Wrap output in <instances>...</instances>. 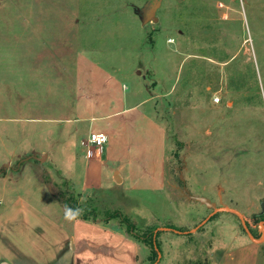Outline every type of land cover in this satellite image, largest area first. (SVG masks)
Returning <instances> with one entry per match:
<instances>
[{"label":"rangeland","instance_id":"rangeland-1","mask_svg":"<svg viewBox=\"0 0 264 264\" xmlns=\"http://www.w3.org/2000/svg\"><path fill=\"white\" fill-rule=\"evenodd\" d=\"M153 4L157 22L143 24ZM81 52L128 91L153 95L146 109L166 131L165 186L138 195L145 201L129 219L139 264H163L166 237L170 250L181 251L177 264H204L227 238L229 227L213 221L235 215L217 212L193 233L156 232L160 258L153 260L149 233L188 231L211 212L185 190L214 200L217 191L251 194V204H232L251 209L252 226L261 221L264 0H0V210L21 195L61 213L62 197L75 194L81 167L68 171L80 133L65 119L73 114ZM90 199L101 211L113 209Z\"/></svg>","mask_w":264,"mask_h":264},{"label":"crops","instance_id":"crops-1","mask_svg":"<svg viewBox=\"0 0 264 264\" xmlns=\"http://www.w3.org/2000/svg\"><path fill=\"white\" fill-rule=\"evenodd\" d=\"M124 85L103 65L92 62L83 52L77 53L73 114L65 121L73 125L75 133H80L79 149L70 153L68 171L81 167L74 191L79 202L98 207L90 198L104 201L113 208L106 210L118 209L130 219L145 201L146 197L138 195L159 193L164 188L167 148L165 128L146 109L153 95L140 96ZM96 132L106 135V144L101 152L94 150L87 157L84 143L89 133ZM62 176L72 180L71 174ZM207 189L204 186L201 190ZM191 195L240 211L253 237L261 238V221L252 226L248 219L251 209L232 204H251V194L235 198L217 191L219 200L200 193ZM220 216L214 224L222 222L229 227V233H224L227 238L211 249L213 258L204 264H264V240L258 243L244 231L241 233L236 215ZM171 240H164L167 259L162 251L163 264H177L174 257L181 251L170 250ZM0 264H139L138 242L116 221L102 223L69 217L64 207L56 213L38 208L26 196L18 195L0 210Z\"/></svg>","mask_w":264,"mask_h":264},{"label":"trees","instance_id":"trees-1","mask_svg":"<svg viewBox=\"0 0 264 264\" xmlns=\"http://www.w3.org/2000/svg\"><path fill=\"white\" fill-rule=\"evenodd\" d=\"M72 193L70 192L67 195V197L65 198L62 197L61 199V202L63 203V206H64V212L66 216L74 217V218H81V219L90 220L93 222L100 221L102 223H108L109 221H116L120 229H122L127 235L138 240L139 236L136 233L135 226L130 222L129 218L125 214H123L120 210L116 209V210L101 211L98 207H96L93 204L80 203L78 199L79 195L76 193L75 194L74 193L72 194ZM98 215H103V217H99ZM259 217L261 221L264 220V210L259 215ZM212 218H214V216H212L210 220ZM150 234L152 235L151 237L153 238L152 245L154 249L152 250V257H153V260L155 261L157 257V251L155 248L159 249V243L158 241L154 242V239H157L158 233L156 234L155 238L152 233H149V235ZM144 238H146V236H144Z\"/></svg>","mask_w":264,"mask_h":264},{"label":"water","instance_id":"water-1","mask_svg":"<svg viewBox=\"0 0 264 264\" xmlns=\"http://www.w3.org/2000/svg\"><path fill=\"white\" fill-rule=\"evenodd\" d=\"M155 9H156V5H152L151 9H150V13L148 16H144L142 18V23L145 24L147 22H157V17L155 16ZM186 192V197L187 199H189L190 201H193V202H198L202 205H204L206 208L210 209L211 212L207 215V217L201 221L198 225H196L194 228L188 230V231H185V232H180L178 230H175V229H170V228H165V227H159L157 228L155 231H154V235L156 234V232H158L159 230H172L176 233H193L194 231H196L200 226H202L204 223H206L214 214H216L217 212H229L231 214H234L236 215L239 220H240V223H241V226H242V229L243 231L246 233V235L248 236V238L252 241H255V242H262L264 240V220H262L260 222V225L262 227V235H261V238L258 240V239H255L247 225V223L245 222L244 218H243V215L240 211L232 208V207H229V206H226L224 205L223 203H220V205L218 206L215 202L211 201L209 198L207 197H204V196H194V195H191L189 194V192L187 190H185ZM156 251H157V259L156 261L159 260L160 258V252L158 251L157 248H155ZM156 263V262H155ZM154 263V264H155Z\"/></svg>","mask_w":264,"mask_h":264},{"label":"built area","instance_id":"built-area-1","mask_svg":"<svg viewBox=\"0 0 264 264\" xmlns=\"http://www.w3.org/2000/svg\"><path fill=\"white\" fill-rule=\"evenodd\" d=\"M220 96L216 95L212 98V103L216 104L219 103ZM107 137L104 133L96 132V133H89L87 139L84 143L86 149V156L90 157L93 154L94 150L101 152L106 144Z\"/></svg>","mask_w":264,"mask_h":264}]
</instances>
